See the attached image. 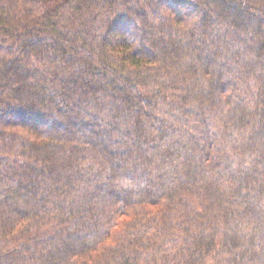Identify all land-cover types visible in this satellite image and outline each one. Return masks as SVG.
<instances>
[{"label": "trees", "instance_id": "1", "mask_svg": "<svg viewBox=\"0 0 264 264\" xmlns=\"http://www.w3.org/2000/svg\"><path fill=\"white\" fill-rule=\"evenodd\" d=\"M0 264H264V0H0Z\"/></svg>", "mask_w": 264, "mask_h": 264}]
</instances>
